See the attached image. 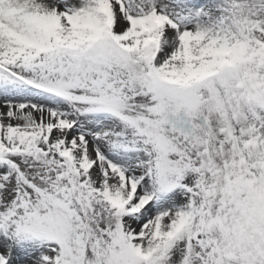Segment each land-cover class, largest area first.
<instances>
[{
	"label": "snow or ice",
	"instance_id": "snow-or-ice-1",
	"mask_svg": "<svg viewBox=\"0 0 264 264\" xmlns=\"http://www.w3.org/2000/svg\"><path fill=\"white\" fill-rule=\"evenodd\" d=\"M0 264H264V0H0Z\"/></svg>",
	"mask_w": 264,
	"mask_h": 264
}]
</instances>
